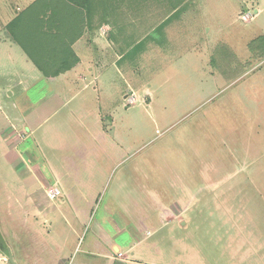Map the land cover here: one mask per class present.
Returning <instances> with one entry per match:
<instances>
[{
    "label": "rangeland",
    "instance_id": "obj_1",
    "mask_svg": "<svg viewBox=\"0 0 264 264\" xmlns=\"http://www.w3.org/2000/svg\"><path fill=\"white\" fill-rule=\"evenodd\" d=\"M132 1L91 0V30L35 66L6 31L35 0H0V131L41 112L47 91L86 84L101 94L95 109L108 117V135L142 163L152 189L147 201L177 203L182 223L168 228L167 260L264 264V0H139L127 10ZM114 2L123 13L106 22ZM258 8L263 11L256 14ZM245 12L253 15L248 22L241 19ZM113 26L115 35L125 36L123 44L105 38ZM70 54L86 63L67 68L74 63ZM91 60L103 70L90 72ZM56 71L67 78L48 75ZM99 72L97 82L91 80ZM21 130L31 154L39 155L47 127ZM4 158L0 150L2 178ZM0 204L8 205L1 191Z\"/></svg>",
    "mask_w": 264,
    "mask_h": 264
},
{
    "label": "crops",
    "instance_id": "obj_2",
    "mask_svg": "<svg viewBox=\"0 0 264 264\" xmlns=\"http://www.w3.org/2000/svg\"><path fill=\"white\" fill-rule=\"evenodd\" d=\"M181 5L172 11L179 12ZM262 11L258 8L256 14ZM166 21L164 17L160 24ZM115 27L105 38L123 44L125 36L115 35ZM95 38L92 44L98 48ZM70 55L74 63L67 68L86 63ZM90 64V72L96 66L103 70V65L92 60ZM66 74L48 75L64 79ZM99 76L95 73L91 80L97 82ZM76 78L85 82L83 75ZM86 88L85 84L77 90L47 91L41 112L0 131L7 166L0 176V191L8 201L4 209L0 204V264L8 261L7 249L14 264H67L71 259L68 264H176L174 258L167 260L164 244L170 239L169 226L182 223L177 203L147 201L152 189L146 187L142 163L132 161L137 155L123 151L121 139L108 135V117L102 118L95 109L101 94ZM73 101L75 106L70 105ZM18 126L29 134L47 127L39 155L31 154L27 135L17 132ZM51 187L60 190L58 200L48 198Z\"/></svg>",
    "mask_w": 264,
    "mask_h": 264
},
{
    "label": "trees",
    "instance_id": "obj_3",
    "mask_svg": "<svg viewBox=\"0 0 264 264\" xmlns=\"http://www.w3.org/2000/svg\"><path fill=\"white\" fill-rule=\"evenodd\" d=\"M137 1L130 2L128 5L134 7L127 10L133 11L131 8H136ZM111 4L113 7L110 13L109 10L105 12L110 20H105L114 23L117 13L122 15L123 8H120L121 5L114 6L115 2ZM92 12L91 0H35L7 25L6 31L28 59L35 66H40L43 60L49 61L64 53L71 43L81 37L84 28L91 30ZM23 24L26 26L23 27ZM16 26L21 30H17ZM18 32L23 34L20 40L17 39ZM41 44H48L49 48H40Z\"/></svg>",
    "mask_w": 264,
    "mask_h": 264
},
{
    "label": "built area",
    "instance_id": "obj_4",
    "mask_svg": "<svg viewBox=\"0 0 264 264\" xmlns=\"http://www.w3.org/2000/svg\"><path fill=\"white\" fill-rule=\"evenodd\" d=\"M252 18H253V15L251 13H248V12L243 13V15L241 16V19L243 21H248ZM108 30H109L108 26L104 27V31H108ZM127 103L132 105L133 103H135V98L132 95L127 97ZM46 194H47L49 199L54 200L60 196V190L57 187H51V188L47 189Z\"/></svg>",
    "mask_w": 264,
    "mask_h": 264
},
{
    "label": "water",
    "instance_id": "obj_5",
    "mask_svg": "<svg viewBox=\"0 0 264 264\" xmlns=\"http://www.w3.org/2000/svg\"><path fill=\"white\" fill-rule=\"evenodd\" d=\"M7 252H8V261H10L12 264H14V262L12 261V256L10 254L9 249H7Z\"/></svg>",
    "mask_w": 264,
    "mask_h": 264
}]
</instances>
